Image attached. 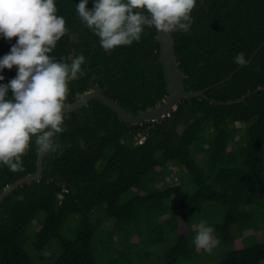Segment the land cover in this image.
<instances>
[{
	"label": "trees",
	"instance_id": "obj_1",
	"mask_svg": "<svg viewBox=\"0 0 264 264\" xmlns=\"http://www.w3.org/2000/svg\"><path fill=\"white\" fill-rule=\"evenodd\" d=\"M55 2L67 31L50 55L68 63L85 57L84 75L69 82L65 104L88 92L97 76L102 93L132 115L163 103L168 90L154 27H145L139 42L105 51L76 12L80 0ZM192 16L190 32L172 33L187 91L224 80L241 66L238 53L249 60L264 43V0H197ZM11 43L0 39V56ZM3 74L7 83L16 69ZM259 88L264 48L206 96L234 102ZM65 125L40 179L0 203V264H135L140 246L172 237L164 260L180 264L200 255L193 239L205 211L223 215L206 220L225 250L218 264H264V242H252L264 232V91L231 106L183 100L163 121L137 126L93 100L66 114ZM38 154L31 143L22 171L0 165V195L36 172ZM174 173L178 182L170 183Z\"/></svg>",
	"mask_w": 264,
	"mask_h": 264
},
{
	"label": "clouds",
	"instance_id": "obj_2",
	"mask_svg": "<svg viewBox=\"0 0 264 264\" xmlns=\"http://www.w3.org/2000/svg\"><path fill=\"white\" fill-rule=\"evenodd\" d=\"M89 2L80 0L76 12L105 51L139 42L145 27L188 33L197 5V0H91L89 8ZM66 31L55 0H0V39L16 38L0 56V165L10 171L23 170L22 156L31 143L41 154L55 153V138L66 129L69 82L84 75L85 62L83 55L70 63L50 55ZM234 62L243 66L248 60L240 52ZM13 68L16 75L3 83L4 70ZM213 231L200 221L193 244L208 250Z\"/></svg>",
	"mask_w": 264,
	"mask_h": 264
},
{
	"label": "water",
	"instance_id": "obj_3",
	"mask_svg": "<svg viewBox=\"0 0 264 264\" xmlns=\"http://www.w3.org/2000/svg\"><path fill=\"white\" fill-rule=\"evenodd\" d=\"M158 33V42L160 45V58L159 63L162 65L164 70V80L166 82L168 96L163 101L162 104L157 105L154 108H151L147 111L140 113L139 115H132L127 112L121 105H119L116 101L110 99L106 95L102 93V91L95 85V81L98 80V76L92 78L90 81V90L84 93L77 101L71 104H66L68 107L65 110L66 114L73 113L87 106L91 101L97 100L107 108L114 111L119 119L128 125L137 126L144 123H152V122H160L163 121L167 116H169L173 111L176 110L178 104L183 100H192V99H205L208 100L212 104L219 105H227L231 106L235 103H241L249 98L251 95L257 94L258 92L264 91V88H259L256 91L249 93L237 101L222 103L213 99H209L206 94L215 88L223 86L229 83L233 77L242 71L244 68L249 66L258 53L264 48V43L259 45V47L252 53L251 57L248 60V63L243 66H239L234 72H232L227 78L216 83L212 86H209L200 91H187L184 86L185 74L180 69L177 55L175 53V42L172 33L164 34ZM95 50V48H94ZM88 66L90 64V60H88ZM102 69V68H101ZM44 157L45 154H41L39 152L37 159V169L36 172L26 177L16 181L14 184L6 188L0 195V203L3 201L5 197L13 193L20 186L25 184H32L38 181L45 170L44 168Z\"/></svg>",
	"mask_w": 264,
	"mask_h": 264
},
{
	"label": "rangeland",
	"instance_id": "obj_4",
	"mask_svg": "<svg viewBox=\"0 0 264 264\" xmlns=\"http://www.w3.org/2000/svg\"><path fill=\"white\" fill-rule=\"evenodd\" d=\"M178 178L174 173L173 176L169 179L170 183L178 182ZM182 199V195L178 196V202ZM217 210V209H216ZM222 211H205L200 216L199 219L206 220H214L219 221L222 218ZM197 229V226H194ZM250 233H247L249 235ZM212 241L208 248V250H202V248H197L200 255H194L189 259H183L180 264H218L225 255V250L222 247H218L216 238L214 234H212ZM253 243H262L264 242V232H259L256 234V237L252 240ZM175 238H167L162 243H159L154 246L144 247L140 246L134 255L135 264H166L164 260L165 253L174 245ZM236 244L239 248L243 246L242 239L237 240ZM116 245V244H115ZM118 247V246H117ZM116 247V248H117ZM143 258H140V257ZM145 257H149L150 259L144 260Z\"/></svg>",
	"mask_w": 264,
	"mask_h": 264
},
{
	"label": "built area",
	"instance_id": "obj_5",
	"mask_svg": "<svg viewBox=\"0 0 264 264\" xmlns=\"http://www.w3.org/2000/svg\"><path fill=\"white\" fill-rule=\"evenodd\" d=\"M143 141L141 140L139 143L141 144Z\"/></svg>",
	"mask_w": 264,
	"mask_h": 264
}]
</instances>
